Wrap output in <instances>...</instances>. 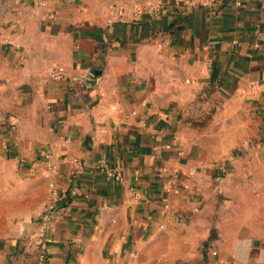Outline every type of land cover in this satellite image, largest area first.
Segmentation results:
<instances>
[{
	"label": "crops",
	"instance_id": "0c3cea01",
	"mask_svg": "<svg viewBox=\"0 0 264 264\" xmlns=\"http://www.w3.org/2000/svg\"><path fill=\"white\" fill-rule=\"evenodd\" d=\"M162 1L134 20L92 0H0V87L26 102L0 120L1 199L24 214L9 202L47 184L50 153L44 264H264V0ZM213 105L215 128L190 121ZM46 202L34 222L3 219L0 264H36L23 243Z\"/></svg>",
	"mask_w": 264,
	"mask_h": 264
},
{
	"label": "built area",
	"instance_id": "2783aa9c",
	"mask_svg": "<svg viewBox=\"0 0 264 264\" xmlns=\"http://www.w3.org/2000/svg\"><path fill=\"white\" fill-rule=\"evenodd\" d=\"M163 9L162 0H148L147 2L141 3L138 1L131 2L130 4L120 3L112 7V13L114 17L119 19H140L142 16H153L159 14ZM254 32L259 33V24L254 25ZM257 45V43H255ZM64 75V68L60 65L52 66L50 69V76L55 79H60ZM5 148V146H4ZM1 149V148H0ZM178 155H181V151H177ZM50 153L45 151L44 157L46 159V168L44 169V176L47 179L48 185V198L47 202L39 214L37 227L35 230L29 232L24 237L23 247L29 253L35 254L36 264H44L48 247L53 242V237L48 233L55 216L53 213L55 210L56 201L59 198V188L54 182V175L57 173L55 168L49 161ZM97 167L100 171L107 176L113 178L116 182L121 185L127 186L128 190L136 195L137 190L135 187L126 184V180L122 173H120L115 167H111L103 158L96 160ZM162 170H166L165 167Z\"/></svg>",
	"mask_w": 264,
	"mask_h": 264
},
{
	"label": "rangeland",
	"instance_id": "374dc122",
	"mask_svg": "<svg viewBox=\"0 0 264 264\" xmlns=\"http://www.w3.org/2000/svg\"><path fill=\"white\" fill-rule=\"evenodd\" d=\"M92 1H94L95 3L94 4L95 8H98V7L102 8L103 6L106 10L108 7L110 10H112V7L116 4L129 3L132 1L133 2L138 1V2L144 3V2H147L148 0H102L103 5H100V6L98 5V2L101 0H92ZM111 16L114 17V15H111ZM0 81H1V78H0ZM17 94H19L17 92V88L15 89L12 86H6L3 89H1L0 87V120L7 122V120L12 121V120H15L14 118L17 119V116H16L17 111H18L17 106L18 105L21 106L23 103H26ZM6 95H8V98L10 100L8 110L3 109V104H5L6 101L5 99L2 101V98H4ZM28 101L29 100H27V103H30ZM215 106L216 105L207 106L205 111H202V114L200 116L198 115L196 117H190L189 118L190 121L197 122L201 124L202 127L207 128V129L215 128L216 123L213 122L214 121L213 113L215 112ZM11 111H14V113H12ZM30 183L31 184L33 183L34 185L33 186L31 185L29 188H27L26 196L24 194L23 197H20L19 202H13V203L9 202L10 206H12L15 209V211L19 207L27 208V211L24 214H19V215H17V213L6 214L5 212L7 211L6 209L8 208V206H6L5 204H8V203L5 202V200L1 199V196L3 193V185H2L3 182L0 178V242H4L6 240V237L8 236L6 233H2L7 228L6 222H3V219L7 217V215L8 216L15 215L14 218L12 219L16 224L19 221L23 225L26 223L34 222V219L37 217V212H36L37 203H42L43 205L44 201L47 200L48 186L46 184V181L41 183L39 190L37 189V179L33 182L31 181ZM250 183L253 184L252 181H250ZM9 187L11 188L10 190L12 189H15V191L17 190V184L14 181L10 182ZM1 248L3 249V247ZM2 249L0 251H3ZM8 256H9V253L7 252L6 257L8 258Z\"/></svg>",
	"mask_w": 264,
	"mask_h": 264
},
{
	"label": "water",
	"instance_id": "95a60500",
	"mask_svg": "<svg viewBox=\"0 0 264 264\" xmlns=\"http://www.w3.org/2000/svg\"><path fill=\"white\" fill-rule=\"evenodd\" d=\"M91 73L96 77L99 74V70L93 69L91 70Z\"/></svg>",
	"mask_w": 264,
	"mask_h": 264
}]
</instances>
